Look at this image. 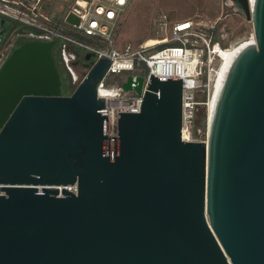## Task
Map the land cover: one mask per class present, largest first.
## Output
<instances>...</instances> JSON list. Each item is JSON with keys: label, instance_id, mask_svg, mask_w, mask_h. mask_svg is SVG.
Instances as JSON below:
<instances>
[{"label": "water", "instance_id": "obj_1", "mask_svg": "<svg viewBox=\"0 0 264 264\" xmlns=\"http://www.w3.org/2000/svg\"><path fill=\"white\" fill-rule=\"evenodd\" d=\"M228 2L256 42L224 69L207 141L182 139V78L152 74L111 138L97 93L111 59L64 94L54 41L13 50L0 69V264H264V0ZM123 86L142 93L144 77Z\"/></svg>", "mask_w": 264, "mask_h": 264}, {"label": "built area", "instance_id": "obj_2", "mask_svg": "<svg viewBox=\"0 0 264 264\" xmlns=\"http://www.w3.org/2000/svg\"><path fill=\"white\" fill-rule=\"evenodd\" d=\"M132 1L0 0V18L9 22L0 28V69L13 50L29 40L54 41L53 51L70 70L75 85L101 57L111 59L105 76L97 84L98 97L105 98L108 108L111 138L118 136L119 112H140L152 74L160 78H182V139L207 141L208 130L198 125L199 111L209 105L222 53L245 39L226 46L214 40L193 19L169 26L167 15L159 14L158 32L169 30L168 38L143 46L131 42L119 45L118 26ZM70 13L79 18L78 23L68 20ZM215 27L212 25V29ZM251 40L256 42L255 34L248 41ZM87 52L95 53L90 66H86L88 61L84 59ZM77 66L81 68L79 73L73 70ZM129 75L144 77L142 93L124 88ZM68 189L77 192L78 186L69 185Z\"/></svg>", "mask_w": 264, "mask_h": 264}, {"label": "rangeland", "instance_id": "obj_3", "mask_svg": "<svg viewBox=\"0 0 264 264\" xmlns=\"http://www.w3.org/2000/svg\"><path fill=\"white\" fill-rule=\"evenodd\" d=\"M159 14L167 15L169 26L180 20L193 19L212 34L214 40L226 46L241 39L249 40L255 34L253 23L244 14L235 11L228 0H133L121 16L117 30L119 45L131 42L143 46L154 40L168 38L169 30L158 32L156 18ZM212 25L216 27L212 29ZM56 58L64 85L71 93L78 85L74 84L70 70L58 55ZM73 70L79 73L81 68L77 66ZM208 115V107H202L198 125L204 131L209 130Z\"/></svg>", "mask_w": 264, "mask_h": 264}, {"label": "bare ground", "instance_id": "obj_4", "mask_svg": "<svg viewBox=\"0 0 264 264\" xmlns=\"http://www.w3.org/2000/svg\"><path fill=\"white\" fill-rule=\"evenodd\" d=\"M251 41H253V40H251ZM245 42H248V40H245L243 42H240V43L234 45L232 48H229L227 50H224V52L221 55V66L219 68V73L217 74V79H216L215 84L213 86V90H212V94H211V99H210V102H209V105H208V109H209V115L208 116H209V119H210V105H211V102H212V98H213V95L215 93V90H216V88H217V86H218V84H219V82L221 80V77L223 75L224 69H225V67H226V65H227V63H228L231 55L236 50V48L238 46H240L241 44L245 43Z\"/></svg>", "mask_w": 264, "mask_h": 264}, {"label": "trees", "instance_id": "obj_5", "mask_svg": "<svg viewBox=\"0 0 264 264\" xmlns=\"http://www.w3.org/2000/svg\"><path fill=\"white\" fill-rule=\"evenodd\" d=\"M54 55L56 57V53H54ZM84 59H85V56H84ZM56 60H57V58H56ZM57 64H58V60H57ZM62 90H63L64 94H69L70 93V91H69L70 89L67 86L64 85V82H63Z\"/></svg>", "mask_w": 264, "mask_h": 264}, {"label": "flooded vegetation", "instance_id": "obj_6", "mask_svg": "<svg viewBox=\"0 0 264 264\" xmlns=\"http://www.w3.org/2000/svg\"><path fill=\"white\" fill-rule=\"evenodd\" d=\"M2 20H3V18H0V28L3 26L5 27L6 25L9 24V22H7V20L4 19V22H2Z\"/></svg>", "mask_w": 264, "mask_h": 264}]
</instances>
